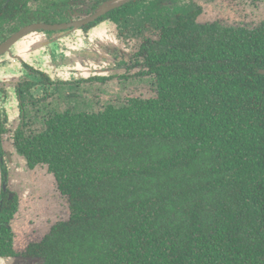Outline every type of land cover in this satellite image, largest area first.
I'll return each instance as SVG.
<instances>
[{"label": "trees", "instance_id": "1", "mask_svg": "<svg viewBox=\"0 0 264 264\" xmlns=\"http://www.w3.org/2000/svg\"><path fill=\"white\" fill-rule=\"evenodd\" d=\"M181 7L147 55L154 95L19 131L28 168L45 165L70 205L32 245L44 264H264V22L200 25Z\"/></svg>", "mask_w": 264, "mask_h": 264}, {"label": "flooded vegetation", "instance_id": "2", "mask_svg": "<svg viewBox=\"0 0 264 264\" xmlns=\"http://www.w3.org/2000/svg\"><path fill=\"white\" fill-rule=\"evenodd\" d=\"M153 1L168 9L170 7V11H164L162 15L163 12L157 10L154 15L147 16ZM106 4L111 8L99 14ZM181 6L190 8L188 15L195 13L194 17L187 16V20L194 19L200 25L218 24L252 30L264 22V0H0V45L28 26H51L33 30L0 54V66H13L22 72L18 77L13 76L9 83L15 90L18 107L15 115L10 114L5 106L6 88L0 82L3 151V156L0 154V217L4 210L12 215L6 224L11 235V253L0 254V263L44 264V258L32 252V245L41 243L54 226L70 216L69 200L54 179L52 196L39 195L46 204L45 212H31L32 222L35 221L34 216H40L39 225L31 226L39 227L40 238L18 250L12 223L21 211L20 203L30 197L33 188L25 179L23 186L11 182L14 181L12 166L18 160L24 172L42 170H37L41 180L37 184L43 183L42 188L44 179L49 180L46 175H52L42 164L28 168L25 156L16 145L19 131L25 135L41 132L49 118L65 111L98 112L111 104L119 107L132 97H145L142 93L154 95L158 86L157 74L151 70L147 55L149 51L160 50V28L169 24L176 15L174 12L181 11ZM134 9L144 24L134 25L136 31L130 23L131 10ZM138 28L144 29L138 33ZM30 35L34 39L37 37L34 48L29 47ZM36 55L43 57L36 59ZM108 88L125 93L124 100L100 102L99 91L107 92ZM140 89L141 94L138 93ZM87 91L91 96L83 99L86 97L81 93ZM54 100H59L60 104L54 105ZM54 210L57 212L54 221L40 229L43 222L41 213ZM48 216L51 221V215ZM1 248L3 252L8 250L6 246Z\"/></svg>", "mask_w": 264, "mask_h": 264}, {"label": "rangeland", "instance_id": "3", "mask_svg": "<svg viewBox=\"0 0 264 264\" xmlns=\"http://www.w3.org/2000/svg\"><path fill=\"white\" fill-rule=\"evenodd\" d=\"M219 10V9H218ZM37 35L38 34H34ZM30 38V43H29V47L34 48L36 46V38H33V35L29 36ZM28 47V45H26ZM39 57H43V55H36V59H39ZM22 73L21 71H18V68L13 67V66H9L7 65L5 68L3 66H0V82L2 83L1 86H4L6 88L5 94L6 96L3 97L4 99V103L6 102L5 106L9 109L10 114L15 115L17 113V102L15 99V90L13 88V85H9V83L12 82V77L16 76L18 77V75ZM21 80V79H20ZM7 82V83H6ZM141 84V83H139ZM94 90V89H92ZM142 89H140V91L138 92L139 94L142 93L141 91ZM94 92V91H93ZM82 95H84L86 98L83 99H89L91 96L90 91L87 92H83L81 93ZM144 96H149L151 94L149 93H142ZM125 93H118L114 91V88H108L107 92H101L99 91V101H103V100H109L114 102V103H118V102H122L124 100L125 97ZM119 97V98H117ZM12 102V103H11ZM51 103H53L52 101H50ZM59 105L60 101L59 100H54V105ZM42 118V117H41ZM13 168V172L14 174H12L13 176V180L11 182H18L20 186H23V179H25L28 183V185H32L30 186V188H33V193L30 191V197L28 199H24L21 203V211L18 212V214L16 215V217L13 220L12 226L13 229L16 233V243H17V247L18 250L21 251L25 245H27L29 242H31L33 239H38L40 238V231L38 230L39 227H37V229L32 228V225H39L38 223H40L41 219L40 216H34L33 218L35 219L34 222L31 221L33 214L31 212H39L44 210L45 212V207L46 204L40 200L41 197H39V195L45 196H52V192L54 190V178L52 177V175H46V177L49 180H45V185L42 188V185L37 184V181H41L39 179V175L37 174V170L40 169H36L35 171L32 172H24V168L23 166H21V163L17 160L16 163L13 164L12 166ZM44 168V167H43ZM40 172H42V170H40ZM46 172V169L44 168V173ZM47 174V173H46ZM51 181V182H49ZM34 185V187H33ZM56 210L49 212V213H41L43 215V222H42V227L40 229L46 228L47 225L51 224L54 221V217L55 214L57 215V212H55ZM51 215L52 220L49 221V216ZM2 264V263H0Z\"/></svg>", "mask_w": 264, "mask_h": 264}, {"label": "water", "instance_id": "4", "mask_svg": "<svg viewBox=\"0 0 264 264\" xmlns=\"http://www.w3.org/2000/svg\"><path fill=\"white\" fill-rule=\"evenodd\" d=\"M111 8L110 4H106L103 10L99 12V14L104 13V11ZM51 28V26H45V25H39L34 24L31 26H28L20 31H18L16 34H14L10 39H8L5 43L0 45V54L6 51L10 46H12L14 43H16L20 38H22L24 35H27L28 33L32 32L33 30L40 29V28ZM260 73L264 75V70H260Z\"/></svg>", "mask_w": 264, "mask_h": 264}]
</instances>
